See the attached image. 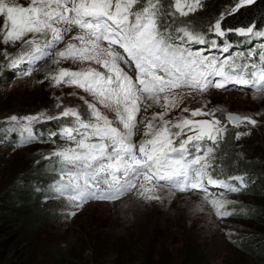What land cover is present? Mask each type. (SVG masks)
<instances>
[{"label":"snow or ice","instance_id":"6c2138e0","mask_svg":"<svg viewBox=\"0 0 264 264\" xmlns=\"http://www.w3.org/2000/svg\"><path fill=\"white\" fill-rule=\"evenodd\" d=\"M253 3L235 0L226 14ZM202 6V0L167 5L164 0H28L26 5L0 0V44L20 45L14 55L0 50L8 67L19 68V77L31 76L51 60L58 66L44 77L51 87H75L86 94L78 96L83 110L57 97L55 114L12 115L0 130V140L15 132L20 145H55L45 157L58 173L51 198L65 201L67 217L90 201L115 203L135 196L163 203L177 192L201 194L219 218L236 214L229 210L236 201L224 198L225 193H240L248 181L245 176L221 178L217 153L228 125L256 127L259 122L233 112L222 120L216 115L221 109H208L206 103L194 109L182 105L185 98L229 86L252 91L254 99L264 94V28L253 22L224 29L225 13L207 31L175 24L177 14L188 17ZM229 32L252 46L228 56L205 54L209 49L229 53ZM210 35L225 38L223 44ZM68 61L79 67H59ZM154 107L160 111L149 115ZM46 121L57 125L43 138L34 126ZM247 135L238 131L235 139ZM210 187L224 191L213 193Z\"/></svg>","mask_w":264,"mask_h":264},{"label":"rangeland","instance_id":"374dc122","mask_svg":"<svg viewBox=\"0 0 264 264\" xmlns=\"http://www.w3.org/2000/svg\"><path fill=\"white\" fill-rule=\"evenodd\" d=\"M19 2L26 5L28 0H19ZM2 23L3 18L0 17V25ZM19 47V44L15 47L0 44V50L6 48L13 55ZM208 54L225 56L224 53L218 52H210L206 55ZM57 67L49 60L42 62L31 76L19 77L17 74L20 69L8 67V60L0 55V71L10 72L12 75L7 76L9 81L0 85V107L19 106L26 99L31 98L30 108L26 109L28 115L42 111L55 114L56 98L61 97L65 106L79 105L83 110V102L78 98L79 95H86L82 90L75 87L54 88L44 80L45 75ZM59 67L76 69L79 65L68 61L60 64ZM41 80L44 82L39 83L38 81ZM229 89L227 91L212 89L203 96L196 95L195 99L185 98L182 107L188 106L194 109L206 103L208 109H221L216 113L221 119H224L223 114L226 112L253 116L259 122L256 127L242 125L240 128H235L228 125L229 130L221 143L232 131L235 133L249 131L250 135L242 136L239 140L235 139L234 155L250 157L264 163V94H258L254 99L250 90L242 91L239 87L232 86H229ZM72 93L77 95H71ZM153 111L160 109L155 107L149 109V115ZM178 113L179 109L172 115ZM6 120H3L5 125L2 123L4 127H7ZM54 147L52 143L32 142L16 145L13 149H8V145L5 144L0 149L2 163L0 164L2 165L0 198L12 189L15 181L19 182L21 176L28 172L27 174L39 179L47 177L50 179L45 187L38 183L36 191L44 195L41 202L46 213L55 209L59 211L51 221L43 222L41 227L33 230L29 225L26 230L21 231L22 233L9 249L8 256L4 261L0 259V264H71L67 261L71 256L75 264H138L146 258H157L159 255L164 256L171 264H175L171 261L181 258L182 253L191 244L200 245L206 254L202 264H258V261L246 252L240 241L244 235L254 238L252 241L250 239L246 241L247 243L258 241L264 236L263 220L251 216L248 211L249 207L257 204L252 195L241 192L225 193L224 198L236 201L235 204L229 205V210H234L236 214L223 218L214 214V210L203 202L201 194L180 192L165 199L163 203L159 201L146 203L135 196L125 197L115 203L90 201L77 210L75 216L69 218L64 214L65 201L51 198V185L58 178V173L52 171L53 166H50V171H44L45 173L43 171L42 174L32 173L42 170L39 163L47 160L45 157ZM232 162L233 160L230 161ZM222 166L224 170L225 165ZM209 190L213 193L224 191L211 187ZM200 208L203 210H199ZM241 209L247 210L246 213L238 214ZM93 238H97L100 242L99 252L97 249L93 251L89 246ZM119 243L123 244L124 256L118 253L119 248L116 246L120 245ZM61 252L65 256L63 259H58Z\"/></svg>","mask_w":264,"mask_h":264},{"label":"trees","instance_id":"16d2710c","mask_svg":"<svg viewBox=\"0 0 264 264\" xmlns=\"http://www.w3.org/2000/svg\"><path fill=\"white\" fill-rule=\"evenodd\" d=\"M170 0H164L165 5H167ZM235 0H202V7L196 12L191 13L188 17H177L175 19L176 25L191 24L197 30L207 31L208 26L221 15V13L226 14V10L234 6ZM256 23L257 28H264V0H254L251 5H246L241 7L238 11L231 15H225V19L222 21V28L224 29H235L238 27H246ZM210 38L217 39L218 43L222 44L225 38H219L215 35H210ZM226 39L231 42V44L243 46L247 48L252 45L243 43L244 38L236 35L234 32H229ZM255 47H259L257 41L253 42ZM193 46H203L206 45H193ZM11 75L10 72L0 71V85L5 84L9 81L7 76ZM31 98L25 100L24 103L18 105L1 106L0 107V130L4 127V121L12 115L26 116V109L30 108ZM220 118V116L217 115ZM223 119V118H222ZM4 125H3V124ZM57 122H43L42 124L36 125L35 129L42 132L43 138H47L49 131L56 128ZM235 132L232 131L228 133V138L220 144L218 156L220 157L219 163L225 165L223 178L227 176H245L248 181V186L246 189L242 190L241 193L252 195L255 197L257 204L254 207H249L248 211L251 216L259 217L264 222V163L257 162L256 159H251L250 157L235 156L234 155V145H235ZM8 145V149L15 148L16 145H20L18 137L16 134H9V137L4 140H0V149L2 145ZM235 157V158H234ZM234 158V159H233ZM233 160L232 163L230 161ZM39 163V162H38ZM37 163V164H38ZM230 163V164H229ZM0 164L1 161H0ZM42 170L37 172H32L33 174H42V171H50V166H53L51 161L44 160L40 162ZM2 166V165H1ZM0 166V167H1ZM48 167V168H47ZM28 173V172H27ZM23 174L19 182L15 181L14 186H12V191H7L6 195L0 198V259L5 260L9 254V249L12 248L13 244L22 233L21 231L26 230L27 226H32L35 230L42 226L43 222L51 221L58 210H52L46 213L45 209L42 207V193H37V186L42 185L43 187L48 185L50 180L48 177L45 179H39L36 176ZM31 173V174H32ZM45 173V172H44ZM39 180V181H38ZM231 183H236V181H231ZM42 190H44L42 188ZM47 194V193H46ZM51 195V194H50ZM13 197V199H12ZM17 203V204H16ZM10 204V205H9ZM29 233V231H27ZM247 236V235H246ZM245 235L240 238L242 245L245 247L246 252H249L258 261V264H264V236L258 241L254 240L252 237H246ZM256 239V238H255ZM247 241V242H246ZM116 247L119 248L118 253L120 256H124L123 244L119 243ZM130 244V243H129ZM90 248L98 252L100 251V242L97 238H93L89 244ZM132 250V249H131ZM118 254V255H119ZM64 254L59 253L58 259H63ZM206 254L202 251L200 245H188L185 252L182 253L181 258H175V264H202L204 262V257ZM67 259L69 263L75 264L74 258L71 256ZM127 264V263H125ZM138 264H171L170 261L164 258V256H158L157 258H146Z\"/></svg>","mask_w":264,"mask_h":264}]
</instances>
